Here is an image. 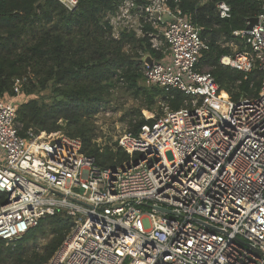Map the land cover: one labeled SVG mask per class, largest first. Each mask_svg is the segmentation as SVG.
I'll return each mask as SVG.
<instances>
[{
	"label": "built area",
	"instance_id": "obj_1",
	"mask_svg": "<svg viewBox=\"0 0 264 264\" xmlns=\"http://www.w3.org/2000/svg\"><path fill=\"white\" fill-rule=\"evenodd\" d=\"M58 1L69 10L79 2ZM170 1L181 0H124L107 17L114 39L148 36L163 53L144 57L148 85L189 98L138 136L118 138L131 157L123 166L100 167L80 138L62 131L22 137L19 104L0 99L1 238L12 242L64 213L75 225L47 264H264V78L256 97L223 98L198 67L208 50L201 28ZM217 7L231 17L228 4ZM256 18L236 33L246 50L222 64L264 72V5ZM14 91L22 94L21 80Z\"/></svg>",
	"mask_w": 264,
	"mask_h": 264
},
{
	"label": "trees",
	"instance_id": "obj_2",
	"mask_svg": "<svg viewBox=\"0 0 264 264\" xmlns=\"http://www.w3.org/2000/svg\"><path fill=\"white\" fill-rule=\"evenodd\" d=\"M124 0H79L69 10L58 0H0V99L15 97L14 85L22 81V94L39 95L20 103L17 109L19 133L28 137L47 132L64 131L80 138L82 152L94 157L102 168H116L129 162L130 155L118 142H99L95 117L112 103L114 92L125 90L138 104L124 119L128 133L138 136L145 125L153 126L164 109L179 110L188 96L179 90L167 92L150 86L144 76V56L156 60L163 53L152 48L148 36L137 37L124 32L119 40L112 37L107 20ZM231 7V17L221 18L218 4ZM261 0H181L170 1L181 15L188 16L201 28V37L208 44L199 70L207 68L223 92L233 101L259 95L264 72L255 68L245 74L221 63L224 56L245 51L244 40L236 36L248 21L263 8ZM146 32L153 31L146 27ZM146 115L152 118H145ZM136 159V158H135ZM6 199L0 192V204ZM75 220L64 213L40 219L21 238L12 242L0 237V264H47L58 251ZM50 239L35 247L40 237Z\"/></svg>",
	"mask_w": 264,
	"mask_h": 264
},
{
	"label": "rangeland",
	"instance_id": "obj_3",
	"mask_svg": "<svg viewBox=\"0 0 264 264\" xmlns=\"http://www.w3.org/2000/svg\"><path fill=\"white\" fill-rule=\"evenodd\" d=\"M115 14L116 12L109 13L108 16L110 17ZM159 43H161L160 45L165 49L164 43L160 41ZM230 46L233 48V51L237 47L235 43H232ZM203 71H208V69L204 68ZM49 94H51L50 90H47L35 96H26L25 94H19L15 97H10L7 95L5 96L4 101L9 99L10 101L12 100L16 105H18L20 103L22 104L38 97H47ZM137 104L138 103L136 101H133L128 93L125 92V90L118 89L114 92L112 103L110 104V106L107 108L103 107L100 113L95 117V122L98 127V133L100 135L99 142L101 144H104L105 142H118V138L120 136L128 133V127L124 122V119L131 113L132 110H134L133 108H135ZM143 115L145 118H152V116L149 117L146 115V111H143ZM62 132L65 133L64 131ZM49 239L50 237L48 236L40 237L35 243V247L39 249L42 248Z\"/></svg>",
	"mask_w": 264,
	"mask_h": 264
},
{
	"label": "water",
	"instance_id": "obj_4",
	"mask_svg": "<svg viewBox=\"0 0 264 264\" xmlns=\"http://www.w3.org/2000/svg\"><path fill=\"white\" fill-rule=\"evenodd\" d=\"M258 23V18H252V19H250V23L248 24V26H247V29L248 30H251L253 27H254V25H256ZM150 61V63H151V60H149ZM8 202V201H7ZM6 202V203H7ZM145 206L146 207H152L153 208V206H150V205H148V204H145ZM158 209H160L161 211H163V212H166V213H168V214H172V212L171 211H169V210H166V209H164V208H158Z\"/></svg>",
	"mask_w": 264,
	"mask_h": 264
}]
</instances>
